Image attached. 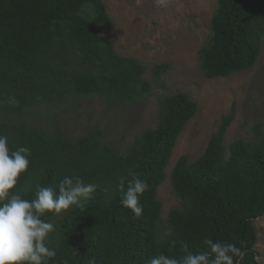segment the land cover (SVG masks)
Wrapping results in <instances>:
<instances>
[{
	"label": "trees",
	"instance_id": "16d2710c",
	"mask_svg": "<svg viewBox=\"0 0 264 264\" xmlns=\"http://www.w3.org/2000/svg\"><path fill=\"white\" fill-rule=\"evenodd\" d=\"M113 26L103 0H0V136L10 151L30 150V166L9 198L34 199L38 185L58 193L65 177L97 186L82 198L83 210L74 205L57 223L53 213L41 217L54 225L45 245L56 253L43 264H149L160 254L210 251L205 239L235 244L244 252L242 260L234 257L238 264H259L254 222L264 217V130L257 127L252 142L226 146L234 109L198 160L182 157L173 168L171 184L182 205L170 211L164 230L157 191L179 136L198 112L189 94L163 97L156 128L144 130L124 153L104 143L101 129L69 140L30 125L34 106L98 96L112 108L151 93L143 78L147 67L119 56L102 35V28ZM263 39L264 0H218L210 36L198 52L202 75L226 78L253 68ZM169 69L153 66V81L160 84ZM130 170L149 185L139 198V217L121 203L119 179L125 177L126 190ZM172 240L184 241L187 250L171 247Z\"/></svg>",
	"mask_w": 264,
	"mask_h": 264
},
{
	"label": "rangeland",
	"instance_id": "374dc122",
	"mask_svg": "<svg viewBox=\"0 0 264 264\" xmlns=\"http://www.w3.org/2000/svg\"><path fill=\"white\" fill-rule=\"evenodd\" d=\"M103 3L114 26L102 28V35L115 46L119 56L136 59L147 67L143 78L152 84L151 93L132 105L112 108L98 96L34 106L30 125L46 133L62 132L69 140L101 129L104 143L124 153L144 130L156 128L163 97L189 94L197 103L198 112L179 136L166 179L157 191L162 204L160 226L164 230L168 228L170 211L182 205L170 177L178 160L182 157L191 163L198 160L221 119L233 109L235 119L227 130L226 146L238 139L252 142L256 140L257 127L264 130V39L256 66L226 78L208 79L200 71L198 52L210 36L218 0H167L166 6L159 7L155 0H103ZM160 64H168L170 69L158 84L152 79L151 69ZM69 210L54 214L51 222H59ZM254 226L258 235V262L264 264V217L256 220Z\"/></svg>",
	"mask_w": 264,
	"mask_h": 264
},
{
	"label": "clouds",
	"instance_id": "9594fccd",
	"mask_svg": "<svg viewBox=\"0 0 264 264\" xmlns=\"http://www.w3.org/2000/svg\"><path fill=\"white\" fill-rule=\"evenodd\" d=\"M155 3L158 7L166 6L167 0H155ZM29 155L30 150L26 147L10 151L7 137L0 136V201H6L0 206V264H43L46 257H54L55 250L45 245L54 225L41 217L46 213L60 215L74 205L83 210L82 198H90L97 188L95 184H85L78 177L75 182L65 177L59 183L58 193L54 187L38 185L34 199H23L19 194L9 198L19 177L30 166ZM128 175L132 179L127 181L126 190L125 177L119 179L121 203L139 217L143 212L139 198L149 185L131 170ZM166 235H171V232ZM177 243L187 250L184 241H170L173 248ZM204 244L210 251L188 253L180 258L160 254L152 257L149 264H238L234 257L243 259L244 252L233 243L205 239ZM90 264H95L94 259Z\"/></svg>",
	"mask_w": 264,
	"mask_h": 264
}]
</instances>
